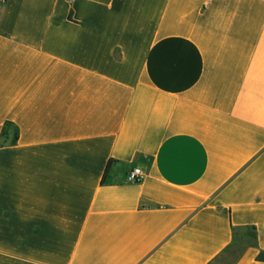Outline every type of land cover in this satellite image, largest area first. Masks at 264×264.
Instances as JSON below:
<instances>
[{"label": "crops", "instance_id": "1", "mask_svg": "<svg viewBox=\"0 0 264 264\" xmlns=\"http://www.w3.org/2000/svg\"><path fill=\"white\" fill-rule=\"evenodd\" d=\"M225 262L264 264V0H0V264Z\"/></svg>", "mask_w": 264, "mask_h": 264}, {"label": "built area", "instance_id": "2", "mask_svg": "<svg viewBox=\"0 0 264 264\" xmlns=\"http://www.w3.org/2000/svg\"><path fill=\"white\" fill-rule=\"evenodd\" d=\"M145 178L144 172L140 168H134L128 173V180L131 182H142Z\"/></svg>", "mask_w": 264, "mask_h": 264}, {"label": "trees", "instance_id": "3", "mask_svg": "<svg viewBox=\"0 0 264 264\" xmlns=\"http://www.w3.org/2000/svg\"><path fill=\"white\" fill-rule=\"evenodd\" d=\"M4 135L6 134V130L4 129ZM108 170H109V167L107 168V170H106V174L108 173Z\"/></svg>", "mask_w": 264, "mask_h": 264}, {"label": "rangeland", "instance_id": "4", "mask_svg": "<svg viewBox=\"0 0 264 264\" xmlns=\"http://www.w3.org/2000/svg\"><path fill=\"white\" fill-rule=\"evenodd\" d=\"M235 255V254H234ZM230 258H231V256H230ZM226 263V262H225ZM227 264V263H226Z\"/></svg>", "mask_w": 264, "mask_h": 264}]
</instances>
